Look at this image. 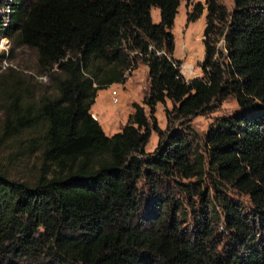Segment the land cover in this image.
Returning a JSON list of instances; mask_svg holds the SVG:
<instances>
[{"label": "trees", "instance_id": "16d2710c", "mask_svg": "<svg viewBox=\"0 0 264 264\" xmlns=\"http://www.w3.org/2000/svg\"><path fill=\"white\" fill-rule=\"evenodd\" d=\"M180 5L0 0V34L36 50L56 92L34 111L31 85L9 81L8 130L35 134L40 166L29 181L0 171V264H264V0H235L233 12L206 0L203 76L190 81L174 57ZM204 10L197 2L188 22ZM140 62L151 116L134 102L110 136L92 106ZM230 95L240 109L211 123L202 144L191 117ZM167 99L174 108L163 130L155 113ZM153 131L160 140L149 152ZM229 190L248 195L252 210Z\"/></svg>", "mask_w": 264, "mask_h": 264}, {"label": "rangeland", "instance_id": "374dc122", "mask_svg": "<svg viewBox=\"0 0 264 264\" xmlns=\"http://www.w3.org/2000/svg\"><path fill=\"white\" fill-rule=\"evenodd\" d=\"M201 1L205 10L201 18L194 22H188V12L194 9V5ZM230 12L235 9V0H219ZM9 12L8 8H2L1 12ZM208 9L206 0H181L179 13L177 14L173 33L175 37L174 57L181 59L183 64L181 72L187 80L203 76L201 64L205 58L204 31L207 26ZM152 17L155 23L161 21V10L158 7L152 9ZM4 34H0V171L7 173L12 179L29 181L35 178L40 166V153L37 148L30 145V140L35 135L30 130L21 134L10 133L8 130V118L12 98L9 94V81L13 76L25 79L26 85H31L34 97L25 99V103L34 104V111L39 106V99L44 95H54L52 79L49 74L38 71V59L35 49L16 42ZM220 49L226 51V39L222 37L218 42ZM186 66L188 69H186ZM149 66L140 62L138 68L132 73L125 84H116L107 89L100 90L96 102L92 106L98 120L108 135H113L122 130L128 123L130 114L134 111L133 103L143 104L145 96L150 91ZM117 89L119 102H113L112 90ZM145 106L146 112L151 116L149 106ZM174 104L167 99L165 103H159L156 108V117L159 126L167 129L166 110H172ZM240 109L237 98L230 95L226 98L217 99L210 112L191 117V125L198 133L199 141L204 144L210 124L217 119L232 115ZM179 126L175 123V127ZM159 134L153 131L147 151L153 152L159 144ZM188 181V180H184ZM207 184H209L207 182ZM229 193L239 200L247 211L252 210L253 205L250 197L235 190ZM199 203V199H194ZM191 212V207L187 205ZM189 223H193L192 216Z\"/></svg>", "mask_w": 264, "mask_h": 264}, {"label": "built area", "instance_id": "2783aa9c", "mask_svg": "<svg viewBox=\"0 0 264 264\" xmlns=\"http://www.w3.org/2000/svg\"><path fill=\"white\" fill-rule=\"evenodd\" d=\"M184 76V75H183ZM199 77V76H198ZM185 78V77H184ZM186 79V78H185ZM187 80V79H186ZM187 81H190V80H187ZM112 96H113V102L114 103H118L119 102V93H118V91H117V89H113L112 90ZM93 117L95 118V119H97L98 120V116H97V114L96 113H93Z\"/></svg>", "mask_w": 264, "mask_h": 264}, {"label": "crops", "instance_id": "0c3cea01", "mask_svg": "<svg viewBox=\"0 0 264 264\" xmlns=\"http://www.w3.org/2000/svg\"><path fill=\"white\" fill-rule=\"evenodd\" d=\"M147 67H148V65H147ZM118 84H120V83H118ZM114 85H116V84H114ZM113 86V85H112ZM92 112H93V108H92ZM99 119V118H98ZM105 130V129H104ZM111 136V135H110Z\"/></svg>", "mask_w": 264, "mask_h": 264}, {"label": "bare ground", "instance_id": "6f19581e", "mask_svg": "<svg viewBox=\"0 0 264 264\" xmlns=\"http://www.w3.org/2000/svg\"><path fill=\"white\" fill-rule=\"evenodd\" d=\"M186 69H188V67L186 66Z\"/></svg>", "mask_w": 264, "mask_h": 264}]
</instances>
